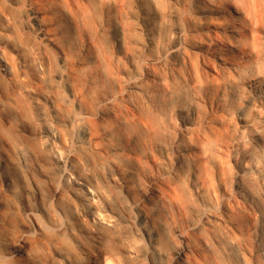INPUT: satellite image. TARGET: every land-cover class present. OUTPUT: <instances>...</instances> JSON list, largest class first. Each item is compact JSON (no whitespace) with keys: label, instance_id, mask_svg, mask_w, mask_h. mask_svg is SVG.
<instances>
[{"label":"bare ground","instance_id":"obj_1","mask_svg":"<svg viewBox=\"0 0 264 264\" xmlns=\"http://www.w3.org/2000/svg\"><path fill=\"white\" fill-rule=\"evenodd\" d=\"M120 8L121 0H0V57L4 64L14 69L16 59L11 54L16 52L18 64L27 70L24 51L35 50L47 73L34 72L37 84L51 79L55 60L61 64L60 78L70 95H61L60 108L68 125L85 134L79 158L71 154L62 134L61 150L70 164L67 179L90 196L77 203L74 192L52 190L49 208L61 223L50 229L39 226L33 237L21 232L14 235L20 213L28 212V197L20 181L10 182L18 202L0 195V264H91L92 253L85 251L81 258L63 233L69 228L62 221L70 217L92 222L94 230L88 237L92 242L99 241L104 231L115 232L126 221L136 237L146 238L145 244L134 236L129 238L127 256H142L147 264H227V250L236 245L238 234L247 232L246 216L236 207L225 208L222 216L202 213L194 220L205 194L213 191L220 200L219 190L205 166L203 151L196 152L190 173L178 139L167 145L172 119L157 110L160 102L154 92L164 85L173 90L174 78L153 80L150 69L166 62L168 54L145 59L133 81L125 79L118 55L126 42L124 25L118 23ZM144 16L149 43L155 46V26ZM228 16L236 23L235 14ZM29 24L36 32L32 44L23 41L19 27ZM125 85L137 92L136 99L126 96ZM13 103L16 101L10 97L0 98V113ZM160 149L167 151L164 162ZM261 168L264 170V159L253 160L242 172L259 174ZM104 171L107 178L103 179ZM111 188L120 214L108 198ZM11 236L18 245L10 252ZM260 251L264 254V248ZM120 256L114 251L102 252L99 264H125ZM241 264L250 262L244 258Z\"/></svg>","mask_w":264,"mask_h":264},{"label":"rangeland","instance_id":"obj_2","mask_svg":"<svg viewBox=\"0 0 264 264\" xmlns=\"http://www.w3.org/2000/svg\"><path fill=\"white\" fill-rule=\"evenodd\" d=\"M120 11L118 23L124 25L126 42L118 55L125 79L133 81L145 59L168 54L166 62L150 69L153 80L174 78L173 90L164 85L154 92L160 102L157 110L172 119L167 145L178 139L190 173L196 152L203 151L205 166L219 190L220 200L213 191L205 194L194 220L202 213L222 216L225 208L236 207L246 216L247 232L238 234L225 262L241 264L245 258L250 264H264L260 251L264 248V170L242 172L253 160L264 159V0H121ZM231 13L236 15V23L228 16ZM144 15L155 26V46L149 43ZM19 27L23 41L32 44L35 27ZM119 32L122 35L121 27ZM111 43L117 47V41ZM12 55L17 62H13L14 69L0 57V98L16 101L0 113V195L16 201L10 185L14 180L21 182L29 213H20L14 235L21 232L33 237L39 226L50 229L61 223L49 208L52 190L74 192L77 203H81L79 198L90 197L86 189L67 179L70 164L61 150L64 134L71 154L79 158L85 134L68 125L60 108L61 95H70L60 78V62H53L51 79L37 84L34 72L46 73L37 52L24 51L27 70L18 64L16 52ZM125 93L131 99L138 97L131 85H125ZM158 154L164 162L167 151L160 149ZM106 174L104 171L103 179ZM112 189L108 198L121 213ZM70 218L62 221L69 228L63 233L81 258L85 251L92 253L91 264H99L98 254L109 251L120 253L125 264H147L142 256H127V243L136 234L126 221L115 232L104 231L99 241L92 242L88 238L94 230L92 222ZM13 236L9 237L10 252L18 245ZM136 238L146 243L141 235Z\"/></svg>","mask_w":264,"mask_h":264}]
</instances>
